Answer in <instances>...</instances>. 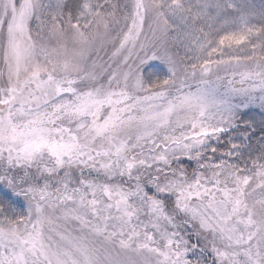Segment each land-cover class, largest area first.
Returning a JSON list of instances; mask_svg holds the SVG:
<instances>
[{"label":"snow or ice","instance_id":"1","mask_svg":"<svg viewBox=\"0 0 264 264\" xmlns=\"http://www.w3.org/2000/svg\"><path fill=\"white\" fill-rule=\"evenodd\" d=\"M0 264H264V0H0Z\"/></svg>","mask_w":264,"mask_h":264}]
</instances>
